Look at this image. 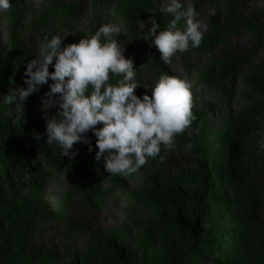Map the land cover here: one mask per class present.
I'll use <instances>...</instances> for the list:
<instances>
[{"label":"rangeland","instance_id":"1","mask_svg":"<svg viewBox=\"0 0 264 264\" xmlns=\"http://www.w3.org/2000/svg\"><path fill=\"white\" fill-rule=\"evenodd\" d=\"M150 3L149 7L140 5ZM10 8L0 13V133L16 150L7 179L0 167V213L10 190L30 197L28 228L21 234L1 226L0 249L26 256L46 252L43 264H69L80 252L103 245L113 238L135 264L165 250L167 242L148 236L151 225L160 228L163 219L173 224L188 222L190 207L177 211L167 201L175 195L189 196L191 186L183 175L195 170L191 150L195 138L203 135L207 144L224 160L216 135L229 124L247 141L245 156L238 153L242 169L230 182L227 192L235 200L237 225L227 233L230 257L225 264H264V0H182L191 3L194 19L207 26L198 48L175 54L168 64L149 38L151 21L163 29L171 17L161 11L165 0H9ZM212 19L218 26V40L211 39ZM102 24H113L119 33L113 38L123 46V55L132 60L137 96L151 94L150 87L162 75L187 80L191 87L193 116L202 110L206 131L195 118L175 137L174 147H161L135 173L107 174L103 161L88 163V145L76 143V155L62 156L56 145H47L42 102L48 85L43 84L20 105L5 103L23 82L25 64L34 58L47 34L59 35L63 44L74 43ZM177 27L183 30L184 21ZM243 40L246 46L234 41ZM49 65V71H52ZM110 76V82H114ZM48 83H51L49 80ZM144 87H148L147 89ZM251 113V114H250ZM101 125H96L99 128ZM39 133V139L34 134ZM87 134L94 140L89 131ZM27 177V179H25ZM92 192H96L97 195ZM93 197L99 198L94 205ZM189 199V198H188ZM158 201H164L159 206ZM188 201V200H186ZM176 230L172 232V235ZM155 244L157 251L151 254ZM219 259H200L213 264ZM11 264H20L12 260Z\"/></svg>","mask_w":264,"mask_h":264},{"label":"clouds","instance_id":"2","mask_svg":"<svg viewBox=\"0 0 264 264\" xmlns=\"http://www.w3.org/2000/svg\"><path fill=\"white\" fill-rule=\"evenodd\" d=\"M9 8V0H0V13ZM161 11L171 19L163 29L153 19L148 39L158 51L159 60L168 64L175 54L198 48L207 26L194 19V7L182 0H165ZM181 20L183 30L177 27ZM119 31L113 24H102L94 32L85 29V36L63 46L64 38L45 34L36 55L24 66L26 87L5 96L4 102L18 101L22 105L47 84L42 107L45 113L48 109L55 111L45 115L46 144L58 146V153L71 159L76 155V143L89 145L88 150H92L86 136L91 131L95 137L94 159L103 161L107 174L127 176L156 157L161 147L172 149L175 137L194 116L191 85L185 79L162 74L150 87V95L135 94L141 84L132 60L125 58L123 46L113 38ZM110 76L118 79L110 82ZM34 136L39 139L40 134ZM260 146L264 148V139Z\"/></svg>","mask_w":264,"mask_h":264},{"label":"trees","instance_id":"3","mask_svg":"<svg viewBox=\"0 0 264 264\" xmlns=\"http://www.w3.org/2000/svg\"><path fill=\"white\" fill-rule=\"evenodd\" d=\"M150 3L140 5V8L149 7ZM218 26L212 19L211 39L218 40ZM264 111L261 105L255 106L252 113ZM251 114V113H250ZM194 118L201 125L202 134L206 131V118L202 110L194 114ZM91 145L88 163L95 155V143L86 133ZM224 160H217V153L207 144V139L200 135L194 139L191 150L196 156L197 166L194 171L183 175L184 181L191 186L189 196L175 195L166 204L176 206L177 211H186L190 207L188 222L179 221L173 224L170 217L163 219L162 226L153 225L147 228L148 236L167 242L162 252H157L141 264H197L200 259L210 260L216 256L219 261L213 264H225L230 257L229 237L227 233L233 231L237 225L233 207L235 200L229 196L227 188L231 179L242 172L236 164V156L245 152L248 146L232 129L231 124L227 130L216 135ZM89 148V145H88ZM16 150L11 146L8 137L0 133V167L1 173L7 179L12 158ZM97 195L96 192H92ZM189 198V199H188ZM188 200V201H186ZM94 205H99V198L93 197ZM159 206H164V201H158ZM30 197H19L10 190V198L5 201L0 213L1 226L6 223V228L21 234L29 225ZM176 233L172 235V232ZM155 244L150 248L151 254L158 250ZM50 259L46 252L26 256L20 251L13 254L0 249V264H11L17 260L20 264H43ZM69 264H135L131 256L121 244L109 238L103 245L94 247L85 252L76 254Z\"/></svg>","mask_w":264,"mask_h":264},{"label":"bare ground","instance_id":"4","mask_svg":"<svg viewBox=\"0 0 264 264\" xmlns=\"http://www.w3.org/2000/svg\"><path fill=\"white\" fill-rule=\"evenodd\" d=\"M234 43L235 44L238 43L240 46H246V43L243 40H237V41H234Z\"/></svg>","mask_w":264,"mask_h":264}]
</instances>
